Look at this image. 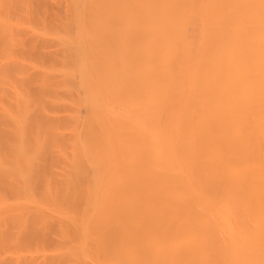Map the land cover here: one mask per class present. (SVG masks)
Here are the masks:
<instances>
[{"label": "bare ground", "instance_id": "obj_1", "mask_svg": "<svg viewBox=\"0 0 264 264\" xmlns=\"http://www.w3.org/2000/svg\"><path fill=\"white\" fill-rule=\"evenodd\" d=\"M0 264H264V0H0Z\"/></svg>", "mask_w": 264, "mask_h": 264}]
</instances>
